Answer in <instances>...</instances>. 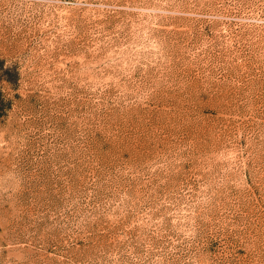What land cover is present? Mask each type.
I'll list each match as a JSON object with an SVG mask.
<instances>
[{
  "label": "rangeland",
  "instance_id": "rangeland-1",
  "mask_svg": "<svg viewBox=\"0 0 264 264\" xmlns=\"http://www.w3.org/2000/svg\"><path fill=\"white\" fill-rule=\"evenodd\" d=\"M0 264H264V0H0Z\"/></svg>",
  "mask_w": 264,
  "mask_h": 264
}]
</instances>
